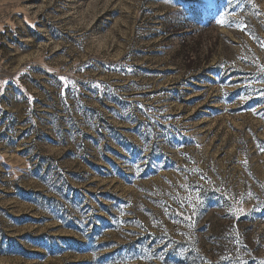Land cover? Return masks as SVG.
<instances>
[{"label":"rangeland","instance_id":"1","mask_svg":"<svg viewBox=\"0 0 264 264\" xmlns=\"http://www.w3.org/2000/svg\"><path fill=\"white\" fill-rule=\"evenodd\" d=\"M0 264H264V0H0Z\"/></svg>","mask_w":264,"mask_h":264}]
</instances>
